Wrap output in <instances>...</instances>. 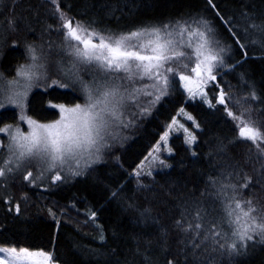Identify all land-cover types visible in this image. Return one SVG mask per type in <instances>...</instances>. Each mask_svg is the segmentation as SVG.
Wrapping results in <instances>:
<instances>
[{
	"label": "snow or ice",
	"instance_id": "6c2138e0",
	"mask_svg": "<svg viewBox=\"0 0 264 264\" xmlns=\"http://www.w3.org/2000/svg\"><path fill=\"white\" fill-rule=\"evenodd\" d=\"M206 2L233 43L221 39L213 21L200 13L113 28L102 20L69 17L58 0L50 3L57 19L54 30L61 41L37 42L28 37L34 29L27 17L16 14L19 0H0V27L4 29L0 47L23 48V62H17L7 74L0 71V109L15 110L14 122L0 126V182L7 186L17 173L29 185L81 175V165L87 169L101 162L114 147L118 133L134 127L137 118L150 115L151 106L171 94L178 78L189 99L199 97L208 109L222 111L238 135L227 143L219 139L214 152H209L223 161L219 174L208 178L211 190L201 193L215 201L212 211L200 202L190 218L186 209L182 210L174 221L175 237L162 230L158 240H145L143 247L137 242L136 256L141 257V264H156L152 258L155 247L165 253L164 264H240L250 248L264 244V126L253 117V113L264 116V91H258L244 73L240 80L246 94L239 98L231 94L232 85L225 81L226 91L218 81V76L233 72L242 63H231L233 44L245 59L249 44L264 50V14L257 17L243 5L239 18H226L214 0ZM240 20L244 21L242 29L238 28ZM10 36L17 38L9 40ZM209 85L215 89L211 95ZM37 88L47 97L45 110L50 118L44 121L31 114L29 97ZM57 90H70L72 97L52 95ZM178 115L200 128L184 108ZM174 128L183 132L185 144L197 141V136L173 117L149 153L161 169L172 167L158 154L165 149L169 156L173 154L167 145ZM238 143H248L247 151L239 158L229 156V147ZM21 199L27 200V194ZM2 202L9 213L21 214L20 204L13 203L11 195ZM49 212L55 219L51 209ZM149 213L150 209H144L141 216ZM91 215L95 217V212ZM0 264L58 261L53 252L43 248L0 246Z\"/></svg>",
	"mask_w": 264,
	"mask_h": 264
},
{
	"label": "trees",
	"instance_id": "16d2710c",
	"mask_svg": "<svg viewBox=\"0 0 264 264\" xmlns=\"http://www.w3.org/2000/svg\"><path fill=\"white\" fill-rule=\"evenodd\" d=\"M58 2L69 17L98 19L113 28L157 22L189 12L200 13L213 21L221 39L233 43V38L215 18V12L207 5L206 0ZM214 3L226 18L232 15L239 18L243 5H248L257 17L264 14V0H214ZM15 11L17 15L27 17L34 29V33H28L29 39L39 38V34L45 32L54 33L61 39L54 30L57 19L53 15L54 6L48 0H19ZM49 24L53 26L52 29L48 28ZM243 26L244 21L240 20L238 28L242 29ZM3 32L4 29L0 27V34ZM16 38L10 36L9 40ZM2 45L4 40L0 36V46ZM247 52L248 57L245 59L242 50L233 44L231 63H242L233 72L223 77L218 76L221 86L228 91L224 83L228 82L232 85L231 94L238 98L246 94V87L240 80L241 73L256 85L258 91H264V50L249 44ZM17 62H23L22 47H0V71L7 74ZM210 89L211 95L215 89L211 86ZM42 92L34 90L29 99L31 114L44 121L50 118V114L45 110L47 97H43ZM172 92L159 103L158 111L148 120L144 132L127 148L109 157L108 162L96 166L93 172L68 182L50 183L49 179L48 184L44 185H29L20 173L11 177L7 186L2 182L0 245L43 248L53 252L59 264H125V261L127 264H141V257L135 254L137 242L143 247L145 240H158L162 230H167L175 237L174 221L180 218L181 211L185 209V214L190 218L197 202L211 212L215 201L201 193L206 188L211 190L208 178L219 174L218 168L223 161L214 155L210 156L209 152H214L219 139H224L227 143V139L238 133L233 131V124L226 121L222 111L208 109L200 99L188 102L177 83ZM68 93L57 90L52 95L67 98ZM182 106L191 112L200 125V130L196 132V143L191 147L185 144L181 134L173 136L170 139L173 154L165 160L172 167L160 168L148 179L138 181L131 172L146 157L167 123ZM14 111L11 108L0 109V126L14 122ZM253 117L259 125L264 126V116L253 113ZM0 138H3L2 134ZM247 148L248 143L230 146L229 156L239 158ZM192 152L196 155L193 156ZM113 192L117 193L115 197ZM25 193L27 200L21 199ZM6 195L13 197V203L20 204L21 214L7 211V205L2 202ZM129 204H134L135 207H129ZM50 209L55 214V219L50 214ZM144 209H150L147 216H141ZM93 212L95 217L91 215ZM170 243L175 252L176 246L172 239ZM152 258L156 264H164L165 253L154 247ZM180 259L183 260V257ZM240 264H264V244L250 248L248 254L240 258Z\"/></svg>",
	"mask_w": 264,
	"mask_h": 264
},
{
	"label": "rangeland",
	"instance_id": "374dc122",
	"mask_svg": "<svg viewBox=\"0 0 264 264\" xmlns=\"http://www.w3.org/2000/svg\"><path fill=\"white\" fill-rule=\"evenodd\" d=\"M50 2V0H48ZM3 28V27H1ZM39 38H35L37 40V42H40L41 40L43 42H48V41H56L57 43H59L61 41V39H59V37H57L54 33H51V32H45L44 34L41 33L39 34ZM177 85L183 90L182 86L180 85V83L178 82V78H177ZM211 85H209V88H210ZM34 90H40V91H43L42 88H37V89H33ZM174 90V89H173ZM58 91H61V92H69L68 95H67V98H71L72 97V93L70 90H58ZM184 92V90H183ZM173 93V92H172ZM185 93V92H184ZM175 94V93H174ZM169 96V95H168ZM185 96L187 98V101L188 102H192L194 100H191L188 98V94L185 93ZM167 97V96H165ZM163 97L159 103H161V101L165 98ZM200 99L199 97H197L195 100H198ZM157 103L153 106H151L150 108V111H151V114L150 115H147L146 117L144 118H137V122L135 124L134 127H131L127 130H124V131H120L118 133L119 135V138L115 141V144H114V147L109 150L107 152V154L104 156V159L101 161V162H98V163H95L92 165L91 168H83V164L81 165V170H82V174L79 175V176H71V175H68L66 179L62 180V182H68V181H71L73 179H76L78 177H82V176H85L88 172H93L94 171V168L102 163H105V162H108V159L109 157H111L112 155H116L118 154L119 152H121L123 149L127 148L134 140H136V138H138V136H140L143 132H144V129H145V126L147 125V122L148 120L152 117V115L158 111V108L160 106V104ZM182 108L185 109V112L192 115L191 112L189 110H187L185 107L182 106ZM193 116V115H192ZM174 117H176L181 123L185 124L186 127L189 128L190 131H192L195 135H196V132L200 130L197 129L195 127V125L191 122V121H188L183 115H178V111H176ZM172 120V119H171ZM171 120L168 124L171 123ZM197 122V121H196ZM167 125L165 126V130H167ZM26 128V125L24 126ZM163 131V132H164ZM163 133L160 134V136L162 135ZM182 135L185 139V136L183 134L182 131H177L175 128L170 132V136H169V140H168V145L167 147H171L172 148V145H171V142H170V139L173 137V136H177V135ZM159 136V138H160ZM197 136V135H196ZM158 138V140H159ZM157 140V141H158ZM157 143V142H156ZM155 143V144H156ZM154 144V145H155ZM195 144V143H194ZM194 144L192 145H189V146H193ZM154 145L151 147V149L149 150L148 154L146 155V157L136 166V168L131 172L132 176L135 177L138 181H143V180H146L148 179L149 177L151 176H148L146 175V173H148L149 171L152 172V174L157 171L158 169H160V165L158 163V161L156 160H153L152 156L149 155L150 152L153 151V148H154ZM188 145V144H187ZM159 155V159H163V160H166V157L169 156L166 149L161 152ZM139 172L140 175L137 176L136 173ZM49 182V179H45L43 182H37L38 184L41 183L42 185H44L45 183L48 184ZM8 183H10V181L8 180ZM50 183H54L53 181L50 180ZM2 184V182L0 183V185ZM0 246H7V245H0ZM59 264V262H58Z\"/></svg>",
	"mask_w": 264,
	"mask_h": 264
}]
</instances>
